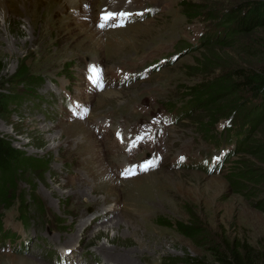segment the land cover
<instances>
[{"label": "rangeland", "instance_id": "374dc122", "mask_svg": "<svg viewBox=\"0 0 264 264\" xmlns=\"http://www.w3.org/2000/svg\"><path fill=\"white\" fill-rule=\"evenodd\" d=\"M245 1L0 0V82L15 96L0 132L45 162L7 185L0 264L212 261L162 224L192 215L229 246L264 252L259 197L235 192L226 178L236 160L264 168V151L244 153L264 145V116L248 126L259 96L245 88L220 109L195 105L200 86L264 63V27L219 45L233 24L221 16ZM146 9L116 23L118 13ZM20 68L29 83L13 79ZM246 129L239 148L235 131Z\"/></svg>", "mask_w": 264, "mask_h": 264}, {"label": "trees", "instance_id": "16d2710c", "mask_svg": "<svg viewBox=\"0 0 264 264\" xmlns=\"http://www.w3.org/2000/svg\"><path fill=\"white\" fill-rule=\"evenodd\" d=\"M195 12V11H194ZM192 17H198L202 13L196 11ZM189 13V12H188ZM190 16V13H189ZM222 20H228L232 24L229 27L228 32L231 33L230 38L226 37L225 40L219 41L221 47H232V41L236 40L238 35L243 33H250L257 28L264 27V0H246L241 5H238L231 12L227 11L221 16ZM210 43H206L204 48L208 49ZM203 55V54H202ZM258 55L264 56L263 50L259 49ZM200 60V58H199ZM208 62L210 59L207 60ZM202 64V67L207 65ZM215 61V58L213 59ZM1 64V60H0ZM31 77L26 69H21L16 72L13 79L19 80L20 83H29L28 79ZM238 78L239 81H235L233 78ZM252 90L253 94L259 96L258 110L254 118H250L248 126L257 125L260 118L264 116V63L261 68L255 69L253 67L236 68L232 74L228 73L226 76L219 78L217 81L210 82L207 87L200 86L197 90L196 103L203 105L206 111L212 109H220L222 105L220 102L225 103L226 100L235 96L243 89ZM193 88H191L192 90ZM209 90L206 94L205 90ZM191 90L189 92H191ZM190 94V93H189ZM193 95L194 94H190ZM216 96H220L221 99H217ZM194 98V97H193ZM231 100V99H230ZM15 101V96L12 92L5 90V83L0 82V118L8 113L11 103ZM237 106V105H236ZM219 110H215L214 114H220ZM229 113V111L227 112ZM227 115V114H226ZM225 115V116H226ZM218 117H215L214 121ZM230 123L232 118L229 119ZM246 123L245 119L243 120ZM235 127L236 123L232 122ZM231 126V127H232ZM230 129V128H228ZM231 130V129H230ZM236 141L239 143V148L246 142L245 131H235ZM257 151H264V145L254 146V143H249L244 150V153L256 154ZM234 167H231L226 178L230 182V186L235 192L242 194L246 198H252L251 196H258V200L255 201L256 206L264 212V168L252 164L250 159L246 161L236 160L234 161ZM27 167L32 173L42 171L45 167V162L42 159H38L27 155L25 150H21L15 147L11 140L6 136H3L0 132V202L4 205H10L8 197V186L14 185L17 179V174L21 173L22 168ZM14 199L18 198V195L12 194ZM14 204V203H13ZM12 204L9 206L11 207ZM162 224L169 227H176L177 230L185 237L194 242L197 246L205 248L207 252L213 255L212 261H209L200 256H185L182 258L175 257L176 260L172 261V264H264V252L257 251L252 246H247L240 241L236 240L231 246L229 243L223 242L221 239L216 238V235L210 232L204 222L199 217L192 215L190 221H176L172 223L169 220L162 221ZM2 226V227H1ZM3 231L2 236H5L7 229L4 230V223L0 216V231Z\"/></svg>", "mask_w": 264, "mask_h": 264}, {"label": "bare ground", "instance_id": "6f19581e", "mask_svg": "<svg viewBox=\"0 0 264 264\" xmlns=\"http://www.w3.org/2000/svg\"><path fill=\"white\" fill-rule=\"evenodd\" d=\"M32 2L33 3H35V6L38 4V0L36 1V0H32ZM120 93L119 92H116V91H114V92H107L106 93V95L109 97H114V95H119ZM106 96V97H107ZM111 99V98H110ZM119 172H120V176L123 174V169H119ZM81 227V226H80ZM79 231H80V229H79ZM85 231V229L83 230V232ZM108 258V257H107ZM108 259H110V258H108ZM123 261H127L128 262V264H134V262L132 261V260H130L127 256H119V258L118 259H116V261L114 262V260H113V262L116 264V263H118L119 264V262H123Z\"/></svg>", "mask_w": 264, "mask_h": 264}, {"label": "snow or ice", "instance_id": "6c2138e0", "mask_svg": "<svg viewBox=\"0 0 264 264\" xmlns=\"http://www.w3.org/2000/svg\"><path fill=\"white\" fill-rule=\"evenodd\" d=\"M107 19H114V17L110 15V16L106 17V20ZM129 174H134V170L131 173H129Z\"/></svg>", "mask_w": 264, "mask_h": 264}]
</instances>
